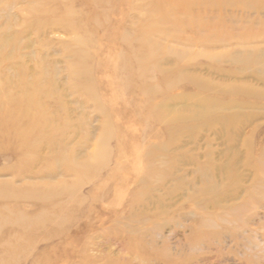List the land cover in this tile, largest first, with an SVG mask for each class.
Returning a JSON list of instances; mask_svg holds the SVG:
<instances>
[{
    "label": "rangeland",
    "instance_id": "obj_1",
    "mask_svg": "<svg viewBox=\"0 0 264 264\" xmlns=\"http://www.w3.org/2000/svg\"><path fill=\"white\" fill-rule=\"evenodd\" d=\"M242 1L0 0V78L52 88L57 143L29 161L0 133V191L28 194L0 196V264H264V59L233 58L264 52V9ZM199 106L195 131L158 118ZM60 147L86 175L54 162ZM17 213L25 227L3 222Z\"/></svg>",
    "mask_w": 264,
    "mask_h": 264
},
{
    "label": "bare ground",
    "instance_id": "obj_2",
    "mask_svg": "<svg viewBox=\"0 0 264 264\" xmlns=\"http://www.w3.org/2000/svg\"><path fill=\"white\" fill-rule=\"evenodd\" d=\"M235 1L215 0L217 5H228L230 4V2H232L231 4H234ZM242 4V6H244L248 10L260 8L264 9V0H243ZM162 20H166V22H168L169 19L168 17H163ZM147 32L153 33V35H156L158 33L156 27L148 29ZM259 35L260 34L244 35L242 37V40L244 42L242 43V45L247 46V44L250 45L251 43H254L255 41H257ZM124 39L128 43L130 42V38L127 35L124 36ZM2 40L3 49H7L9 47L14 46V39L9 37L7 34H4L2 36ZM139 40L141 41L142 52L139 56H136V61L137 63L139 62L145 64L146 62H148L151 52L154 51L155 44L151 39L145 37L142 38V36ZM258 53H260L261 55L256 56L255 54ZM180 56L181 55H178V57ZM260 57L264 59V52L256 50L238 52V54H235L233 56V58L237 61L257 60L258 62L260 61ZM259 64L261 66H264V60H261ZM161 72L163 73V70H161ZM23 75L24 72L20 71L18 76H16L14 79L0 78V81L3 80L8 82L9 80L10 82H12L5 89L0 87V133L8 134V137H11L10 135L17 136V138L20 139V142L18 144V150H24L29 153V161H32L37 159V153L43 147L42 144H44L45 142L51 147L53 145H57V143L55 142L56 129L53 128L54 118L51 115L50 111H48L45 103H43L42 100L44 95L46 96L51 94L53 90L51 88L50 91L47 93V86L45 85L44 80L41 82L39 79L34 78L28 81L23 79ZM172 85V83L167 84L169 88L172 87ZM200 87L203 88L204 86L200 85ZM45 90L46 93L43 95V92ZM54 95L55 94L53 93L52 96ZM203 103H205L209 110H213L214 113H217L219 109H222L220 103L215 99L206 97L203 99ZM209 114L210 113L206 112L203 106H199L195 111L187 115H183L181 117H176L174 113L166 112L164 108H161L158 112V118L161 121L165 122L167 133L169 135H173L177 132L197 130L199 128V125L203 124V120L204 124L207 123V118L209 117ZM217 119L220 120V118ZM164 148H167V146H165ZM59 150L60 151L56 154V158L54 161L56 164L65 166L68 171H77L81 175H86V173L91 168L90 163H74L72 162L69 154L65 151L66 149L60 147ZM160 178H162V176H160ZM15 193H5L3 191H0V196L11 197L14 195H28L25 192H19L16 194ZM31 194L32 195L30 196L32 197H52L50 196V194L46 193V191L42 187L34 188ZM59 218L60 217L57 216V218L52 221H59ZM6 221L18 225L20 227H25L27 224L25 216L20 213L12 214V216H10L7 220L3 222L5 223Z\"/></svg>",
    "mask_w": 264,
    "mask_h": 264
}]
</instances>
